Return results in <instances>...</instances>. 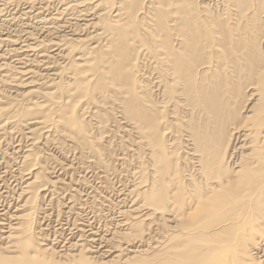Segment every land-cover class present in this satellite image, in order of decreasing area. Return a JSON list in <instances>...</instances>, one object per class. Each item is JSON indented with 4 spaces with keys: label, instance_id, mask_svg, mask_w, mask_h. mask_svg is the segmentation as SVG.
Instances as JSON below:
<instances>
[{
    "label": "bare ground",
    "instance_id": "bare-ground-1",
    "mask_svg": "<svg viewBox=\"0 0 264 264\" xmlns=\"http://www.w3.org/2000/svg\"><path fill=\"white\" fill-rule=\"evenodd\" d=\"M0 264H264V0H0Z\"/></svg>",
    "mask_w": 264,
    "mask_h": 264
}]
</instances>
